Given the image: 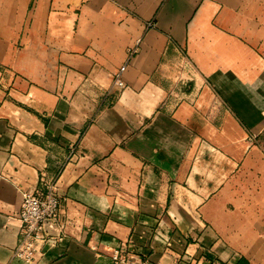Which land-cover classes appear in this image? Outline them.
<instances>
[{
  "label": "crops",
  "instance_id": "0c3cea01",
  "mask_svg": "<svg viewBox=\"0 0 264 264\" xmlns=\"http://www.w3.org/2000/svg\"><path fill=\"white\" fill-rule=\"evenodd\" d=\"M263 134L264 0H0V264L61 168L38 264H264Z\"/></svg>",
  "mask_w": 264,
  "mask_h": 264
},
{
  "label": "built area",
  "instance_id": "2783aa9c",
  "mask_svg": "<svg viewBox=\"0 0 264 264\" xmlns=\"http://www.w3.org/2000/svg\"><path fill=\"white\" fill-rule=\"evenodd\" d=\"M136 50L130 53V57ZM126 65L113 78V85L117 89L125 87L123 74ZM75 148V147H74ZM72 148L70 161L77 156ZM63 168L52 179L45 175L32 192L23 195V202L17 219L20 223L18 243L13 251L14 260L25 264H38L45 251L54 248L66 238V203L67 199L60 195L59 179ZM111 264H145L129 244H122L112 257Z\"/></svg>",
  "mask_w": 264,
  "mask_h": 264
},
{
  "label": "rangeland",
  "instance_id": "374dc122",
  "mask_svg": "<svg viewBox=\"0 0 264 264\" xmlns=\"http://www.w3.org/2000/svg\"><path fill=\"white\" fill-rule=\"evenodd\" d=\"M259 145L264 152V134L259 138Z\"/></svg>",
  "mask_w": 264,
  "mask_h": 264
}]
</instances>
